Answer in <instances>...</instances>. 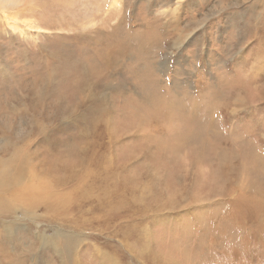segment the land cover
Returning <instances> with one entry per match:
<instances>
[{
	"label": "rangeland",
	"instance_id": "374dc122",
	"mask_svg": "<svg viewBox=\"0 0 264 264\" xmlns=\"http://www.w3.org/2000/svg\"><path fill=\"white\" fill-rule=\"evenodd\" d=\"M4 5L0 264H264V0Z\"/></svg>",
	"mask_w": 264,
	"mask_h": 264
},
{
	"label": "bare ground",
	"instance_id": "6f19581e",
	"mask_svg": "<svg viewBox=\"0 0 264 264\" xmlns=\"http://www.w3.org/2000/svg\"><path fill=\"white\" fill-rule=\"evenodd\" d=\"M14 2H16V0H0V7L5 8V5H4L5 3L10 4V3H14Z\"/></svg>",
	"mask_w": 264,
	"mask_h": 264
}]
</instances>
